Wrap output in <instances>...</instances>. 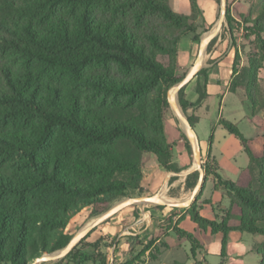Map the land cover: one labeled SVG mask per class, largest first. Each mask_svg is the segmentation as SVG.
<instances>
[{
	"label": "trees",
	"instance_id": "16d2710c",
	"mask_svg": "<svg viewBox=\"0 0 264 264\" xmlns=\"http://www.w3.org/2000/svg\"><path fill=\"white\" fill-rule=\"evenodd\" d=\"M191 5L192 15L184 16L169 0H0V264H34L66 248L71 237L64 231L76 214L140 188L145 154L155 155L167 173L184 171L173 161L166 121L168 92L185 78L177 73L180 41L191 36L201 43L197 0ZM225 21L235 50L230 92L243 88L255 123L264 109L253 92L264 70V0L237 16L228 5ZM241 29L258 46L246 76L237 81L241 58L235 33ZM200 76L205 87L198 84L196 104L186 99V87L178 94L194 128L199 118L188 113L208 98L207 70ZM219 124L240 140L249 158L237 182L224 179L211 158L210 138L205 178H214L229 208L217 222L203 218L195 204L188 209L194 233L177 223L172 227V213L161 231L172 229L179 241L189 242L195 264L206 263L197 259L198 252L218 234L222 258L231 232L264 237V131L250 139L230 121ZM199 177L198 171L190 174L187 184ZM234 220L238 225H231ZM91 235L57 264H107L112 238L89 241ZM156 240L126 264H138ZM85 243L88 251L82 250ZM256 253L264 264V242Z\"/></svg>",
	"mask_w": 264,
	"mask_h": 264
},
{
	"label": "crops",
	"instance_id": "0c3cea01",
	"mask_svg": "<svg viewBox=\"0 0 264 264\" xmlns=\"http://www.w3.org/2000/svg\"><path fill=\"white\" fill-rule=\"evenodd\" d=\"M198 7H199V18L196 23L198 27V34L201 35V40L205 37L212 29L217 25L220 16H221V0H197ZM170 7L172 10L180 15L184 16H191L192 5L191 0H172V3L169 0ZM219 35L213 39L216 40L215 45L209 50V46L205 55L204 59V67L203 69L207 70V79L208 84L206 86V91L208 94V98L204 100L197 108L191 109L189 111V115H195L199 118V122L195 125V131L198 135L200 141V148L202 151V160L203 156H209V149H210V138L213 136L214 141L211 147V158L215 160L220 167L221 175L224 179L231 180L233 182H237L240 178V175L244 169H246L249 165V158L245 153L242 144L239 139L235 136L229 134L228 136V147L223 150L222 157H217L215 153L216 144H217V130L214 132V128L218 129L222 127L219 122L222 119L230 121L236 125H238L240 131V126L246 121H248V105L244 103V99L239 98V93H232L230 92V87L233 78V53L232 50L229 49L228 44L222 43V37L218 38ZM179 53H178V75L183 76L187 75L188 72L191 70L192 66L194 65L200 50V43H196L191 36L185 37L180 41L179 44ZM220 48H223L220 50ZM226 53V55H224ZM198 84L201 85L202 88L205 87V76L196 77L185 89L186 99L191 104H196L199 100V94L197 93ZM217 97L221 100V109L226 107V104L231 106L234 115L224 118V113L217 119L216 122L212 124V131L210 134H206L203 136L199 132L200 125L203 121H208L207 110L209 106H206L208 101L213 98ZM236 98V99H233ZM236 100V101H235ZM225 109V108H224ZM242 132V131H241ZM185 133L181 131V129H176L171 127V125L167 126L166 123V136L168 142L173 146V161L177 164L180 168L184 169L180 174H173L167 173L163 170L159 165L157 166V170L155 174L153 173L151 179L156 182V179L161 180L160 177L163 176L164 181H170L171 178H177L181 174L190 175L193 171L191 169V160H190V151L187 148V141L184 136ZM242 134L248 138L250 136L245 135L243 132ZM184 137V139H183ZM244 157L247 158L244 159ZM194 159V158H193ZM159 174V178L156 176ZM235 176L237 181H234L233 178L230 176ZM213 178V177H212ZM177 181V180H176ZM175 181V182H176ZM174 182V183H175ZM172 183L171 185H173ZM219 189V188H218ZM227 198L225 192L221 189L215 191L214 197L212 201L210 200L208 204L203 205V208L200 209V215L209 220V221H217L220 222L223 217V211L228 209L230 203L227 204L225 201V207L223 211H220L216 206V201L218 198L223 199ZM228 199V198H227ZM229 201V199H228ZM230 202V201H229ZM168 206H166L167 208ZM159 208V207H158ZM169 208V207H168ZM189 208V207H188ZM186 208V210H188ZM173 209V208H171ZM165 210V209H162ZM167 215L168 213L163 212ZM185 213V212H184ZM159 214V215H158ZM183 214V213H182ZM182 214L178 217L181 218ZM151 214L147 215L150 220L144 219L138 221L135 225H131L126 227L125 230L121 232V236H127L130 238L129 241H125L124 243L120 244L121 252L120 257L115 254L116 261L121 262L123 264L128 263L134 256H138L142 253L145 249L146 245L154 239L157 238L154 245L147 251L140 260L142 264H183V261L177 260L174 258L172 254L180 252L183 247L188 248L186 244L189 242H181L177 239L176 234L172 229L168 230L166 234H161V231L164 229L163 226H160L159 221H155L158 219H151ZM157 216H162V212L159 211ZM166 217V219H167ZM176 218V217H174ZM165 219V221H166ZM178 224V227L186 232L194 233L195 232V224L193 225H186L187 223L181 221H173L172 227ZM169 225V224H168ZM167 225V227H168ZM232 226L238 225L236 221L231 222ZM166 227V229H167ZM141 229L143 231H141ZM169 229V228H168ZM169 234V235H168ZM247 234V233H243ZM170 237L172 242L164 245L163 242L165 241L166 236ZM174 236V237H172ZM242 232L233 231L229 235V243L227 248V256L223 258V262L221 264H245V260L254 253H256V245L254 247H246L242 242ZM135 243L134 244V242ZM222 241L223 235L218 234L216 235L212 242L207 244L204 250L198 252L197 259L199 261H206L204 254L207 252H211L214 255H218L221 257L222 252ZM263 242V241H261ZM260 242V243H261ZM160 247H163L162 249ZM191 250V245H190ZM112 254V249L109 250ZM174 251L170 254L168 260L164 259V255L166 253ZM257 254V253H256ZM158 255V256H157ZM112 256V255H111ZM188 260H191L188 255H186ZM114 258V257H113ZM192 258V256H191ZM164 259V260H163ZM152 261V262H151ZM207 262V261H206ZM195 263V261H194ZM206 264V263H205ZM258 264L260 261L258 260Z\"/></svg>",
	"mask_w": 264,
	"mask_h": 264
},
{
	"label": "rangeland",
	"instance_id": "374dc122",
	"mask_svg": "<svg viewBox=\"0 0 264 264\" xmlns=\"http://www.w3.org/2000/svg\"><path fill=\"white\" fill-rule=\"evenodd\" d=\"M170 2L172 3V0H170ZM260 0H227V7L228 5L230 6V8L236 11V16L239 13H249L253 10V8L257 5H259ZM222 37V43H226L228 44L229 49L232 50L233 53V60L235 58V50L232 49L231 46V39L230 36L227 32V23L226 21L224 22V26L222 28V31L219 33V37ZM235 41H236V46L238 48V51L240 53V64L237 67V74H236V80L237 81H241L243 80L242 76H246V72H244L245 68H248V64H249V58L251 55H255V50L257 49L258 43L256 42V39L252 36L250 38H246V33L241 29L238 30L235 33ZM211 44V43H210ZM213 46L211 45L210 50H212ZM222 49L223 52V48H220V50ZM206 55V54H205ZM224 55H226V53H224ZM205 59V58H204ZM197 60V59H196ZM196 62V61H195ZM193 67V66H192ZM186 77V74L183 75ZM234 79V76L232 78V81ZM171 90V89H170ZM253 92L254 94L258 97L259 100H264V70H261L259 72V78H258V85L253 87ZM238 93H239V98L240 99H244V103L246 105H248V121L244 122L240 128L241 131L245 134V135H252L248 138L252 139L258 135H261L263 133V128H264V109L263 110H259L258 111V116H257V122H252L251 120V106L250 103L247 101L248 95H246V92L243 90V88H239L238 89ZM236 99V98H233ZM236 101V100H235ZM221 100L220 98L217 97H213L211 98L206 106H209L207 112V116L208 121H203L200 125L199 128V132L200 134H202L203 136H205L206 134H210V132L212 131V124L214 122L217 121V119L224 113V118L227 119V117L234 115V112L231 108V106L229 105V101L228 104H226V107L221 109ZM142 116H145L146 118H148V114L149 112H145V110L140 112ZM184 113V112H183ZM185 115V113H184ZM186 116V115H185ZM259 122V123H258ZM167 126L171 125L172 129L176 128V129H181V131H183L184 133V125L183 123L178 119V117L176 116V114L174 113V111L171 109L170 105L169 108L167 110ZM144 126L146 128L149 129L148 123L147 121H145ZM262 126V127H260ZM216 136H217V144H216V149H215V153L217 155V157L221 158L222 157V153L223 150L226 149L228 147V132L223 128V127H219L218 129L214 128V132H216ZM186 136V135H185ZM184 139V137H183ZM187 139V138H186ZM260 141H262L263 145H264V140L260 139ZM190 160H191V169H192V173H195L196 170V165L194 162V157H193V152H191L190 154ZM244 159L247 160L246 157H244ZM207 160V155L203 156V164L206 162ZM142 165H143V179L142 182L140 184V188L137 191H129L127 196L125 197H121L118 198L114 201H112L109 205L106 206H102V207H98V206H93V207H88L84 210H82L81 212H79L78 214L75 215V217L70 221V223L67 226V229L64 231V233L66 235H69L71 237V240L79 233L81 232L83 229L91 226L94 221L96 219H98L100 216H102L103 214H105L107 211H109L110 209L116 207L117 205L127 201L128 199L131 198H139V197H143V196H154V195H158L160 194L162 196V199H164L165 201H167V203H183L187 200L190 199L192 192L194 191V189L196 188L199 179H193L192 183H194L193 186H190L187 184V179L188 176L181 174L180 176L177 177V181L173 184L170 185L169 181H164L163 176L160 177L159 174L156 176V178H161V180L156 179V182L154 180L151 179V176L153 173L155 174L156 170H157V160L155 155L153 154H145L142 157ZM191 173V174H192ZM159 176V177H158ZM234 181H237V178L235 176L230 175ZM206 177V176H205ZM125 178V177H123ZM218 186H216V182L214 180V178L209 177V178H205L202 188L199 192V194L196 196L195 200H193L191 202V204L189 205V208L192 207L193 205H197V207H200V209L203 208V205L208 204L209 201L213 199L214 197V193L215 191H218ZM225 201L227 204H229L230 202L228 201V199L225 197L223 199L218 198V200L216 201V206L218 207V209H220V211H223V209L227 206H225ZM188 208V209H189ZM159 211L162 212V216H157V213H159ZM163 212L166 213H172L175 219V221L178 222H185L187 223L186 225L190 224L193 225V221L191 220V217L189 216L188 210L186 209H179L178 211H174L172 212V209L169 207L165 208V210H162L160 208H158V205H146V206H141V205H133L131 207H128L126 209H124L123 211H121L120 213H118L116 216L112 217L111 219H109L108 221H106L105 223L99 225L98 227L94 228L90 233H92L90 240L89 241H94L96 238L102 237V236H110L112 238V243H113V247H111L109 250L112 249V254L110 253L111 251H107V256H108V260H107V264L110 263V259L111 257H114L115 261V254L118 255V257H120V252H121V248H120V244L124 243L125 241H129L130 238H128L127 236H121V232L123 230L126 229V227H129L131 225H135L138 221H141L144 219L146 220H150L149 217H147V215L151 214V219H158L155 221H159L160 226L164 229H166L168 223L165 222V219L167 217V215ZM185 212V213H184ZM183 213V214H182ZM181 216L180 219H178V217ZM159 215V214H158ZM137 218H136V217ZM236 221V220H234ZM233 222V221H232ZM238 223V221H236ZM163 229V230H164ZM141 231H143L141 229ZM89 233V234H90ZM169 235V234H168ZM168 235L165 238V241L163 242L164 245H167L168 243L172 242V240L170 239V237H168ZM242 243L247 247H254L256 245V248H259L260 245L264 242V237L260 236V235H251V234H243L242 233ZM174 237V236H172ZM129 239V240H128ZM263 241V242H261ZM138 242V241H137ZM136 240L134 242L137 243ZM261 242V243H260ZM87 243H85L82 247L83 251H88L89 249H87ZM188 246V248L183 247V249L178 252L175 253L174 251H170L169 253H166L164 255V259L168 260V258L170 257V254H172V256L174 258H177V260L179 261H183V264H195L194 260L191 258V250H190V245L186 244ZM161 249L163 247H160ZM62 250L56 251L52 254H56L61 252ZM112 255V256H111ZM189 256V258L191 260H188L187 256ZM158 256V255H157ZM205 258H206V264H221L223 262V258L218 256V255H214L211 252H207L206 254H204ZM134 257H137L136 255ZM163 259V260H164ZM258 260H260L259 256L254 253L252 255H250L248 257V259L245 260V264H258ZM61 261V260H59ZM59 261H55V262H51V263H40V264H57ZM152 262V261H151ZM138 264H142V261L140 260L138 262Z\"/></svg>",
	"mask_w": 264,
	"mask_h": 264
},
{
	"label": "water",
	"instance_id": "95a60500",
	"mask_svg": "<svg viewBox=\"0 0 264 264\" xmlns=\"http://www.w3.org/2000/svg\"><path fill=\"white\" fill-rule=\"evenodd\" d=\"M226 13H227V0H221V16L217 23V25L210 31L200 43V50L199 55L197 57L196 62L194 63L191 70L188 72L186 77L183 79V81L173 87L168 92V102L171 107V109L174 111L178 119L183 123L184 125V133L192 147L193 151V157L194 162L196 165V170L200 173L199 181L192 192V195L189 200L183 202V203H167L164 199H162V196L160 194L154 195V196H143L139 198H131L127 201L117 205L116 207L110 209L105 214L100 216L98 219L94 221V223L83 229L81 232H79L67 245L66 248H64L61 252L56 254H45L41 258L37 259L34 264H40V263H51L59 260H63L74 248H76L79 243L96 227L99 225L105 223L112 217L116 216L118 213L123 211L124 209L131 207L133 205H158V206H168L170 208H177V209H186L189 207L191 202L195 200L196 196L199 194L204 179H205V172L203 169V160H202V151L200 148V141L198 138V135L194 129V127L189 122L188 118L184 115L182 108L180 107L179 101H178V94L179 91L186 86H188L199 74V72L204 67V58L205 54L207 52L208 46L210 43L215 39L219 32L222 30L224 26V22L226 20Z\"/></svg>",
	"mask_w": 264,
	"mask_h": 264
},
{
	"label": "built area",
	"instance_id": "2783aa9c",
	"mask_svg": "<svg viewBox=\"0 0 264 264\" xmlns=\"http://www.w3.org/2000/svg\"><path fill=\"white\" fill-rule=\"evenodd\" d=\"M109 264H123V263L115 261V259L113 257H111Z\"/></svg>",
	"mask_w": 264,
	"mask_h": 264
},
{
	"label": "bare ground",
	"instance_id": "6f19581e",
	"mask_svg": "<svg viewBox=\"0 0 264 264\" xmlns=\"http://www.w3.org/2000/svg\"><path fill=\"white\" fill-rule=\"evenodd\" d=\"M221 31H222V30H221ZM221 31H220V32H221ZM220 32H219V33H220ZM166 202H167V201H166Z\"/></svg>",
	"mask_w": 264,
	"mask_h": 264
}]
</instances>
